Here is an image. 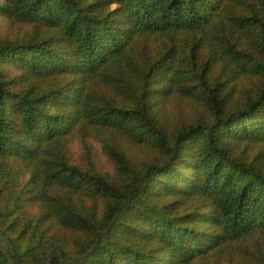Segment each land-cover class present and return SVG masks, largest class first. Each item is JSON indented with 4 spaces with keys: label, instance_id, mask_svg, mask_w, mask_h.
<instances>
[{
    "label": "trees",
    "instance_id": "obj_1",
    "mask_svg": "<svg viewBox=\"0 0 264 264\" xmlns=\"http://www.w3.org/2000/svg\"><path fill=\"white\" fill-rule=\"evenodd\" d=\"M239 258L264 264V0H0V264Z\"/></svg>",
    "mask_w": 264,
    "mask_h": 264
},
{
    "label": "rangeland",
    "instance_id": "obj_2",
    "mask_svg": "<svg viewBox=\"0 0 264 264\" xmlns=\"http://www.w3.org/2000/svg\"><path fill=\"white\" fill-rule=\"evenodd\" d=\"M92 148H94V149L96 148L95 144H92ZM72 152H73V154H74L76 157H78V158H80V159H84L85 156H86V152H85V150H83V149H82L80 146H78V145H74V146L72 147ZM92 159H93L94 161H99L101 158L98 157V156H96V155H93ZM236 261L239 262V264H245V262L242 261L240 258L237 259ZM236 264H237V263H236Z\"/></svg>",
    "mask_w": 264,
    "mask_h": 264
}]
</instances>
